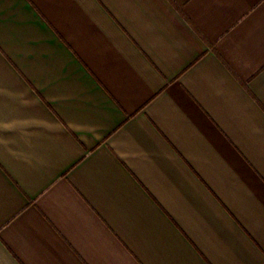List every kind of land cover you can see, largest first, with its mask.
Here are the masks:
<instances>
[{
  "label": "crops",
  "instance_id": "1",
  "mask_svg": "<svg viewBox=\"0 0 264 264\" xmlns=\"http://www.w3.org/2000/svg\"><path fill=\"white\" fill-rule=\"evenodd\" d=\"M0 264H264V0H0Z\"/></svg>",
  "mask_w": 264,
  "mask_h": 264
}]
</instances>
